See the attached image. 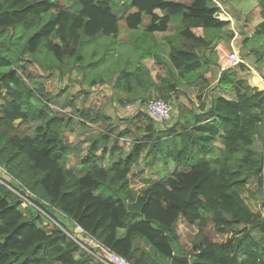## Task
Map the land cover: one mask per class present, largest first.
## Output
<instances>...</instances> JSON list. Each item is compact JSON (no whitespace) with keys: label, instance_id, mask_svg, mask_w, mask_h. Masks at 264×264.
<instances>
[{"label":"trees","instance_id":"1","mask_svg":"<svg viewBox=\"0 0 264 264\" xmlns=\"http://www.w3.org/2000/svg\"><path fill=\"white\" fill-rule=\"evenodd\" d=\"M117 1L123 0H76L69 9L59 0H0V167L10 176L0 177V264H105L95 248L82 249L64 220L132 264H264V90L241 77L244 63L221 72L209 88L200 53L169 40L170 65L153 79L143 61L160 67L161 55L139 45L110 83L115 100L141 88L169 102L182 81L199 88L196 103L176 105L170 123L142 109L147 99L121 127L103 108L76 107L84 89L67 99L45 92L43 79L65 76L67 61L84 70L107 61L110 46L93 50L89 61L84 54L116 36ZM254 1L262 20L250 36L259 39L264 0ZM130 7L125 26L132 33L149 19L139 42L153 40L176 18L174 38L203 49L212 48L204 40L209 31H226L219 41L234 36L213 0H131ZM253 53L262 60V48ZM256 70L264 79V70ZM141 162L172 170L144 177ZM133 178L143 186L134 189ZM180 217L197 229L189 249L179 242ZM208 224L220 242L205 234ZM143 239L148 249L139 248Z\"/></svg>","mask_w":264,"mask_h":264},{"label":"rangeland","instance_id":"2","mask_svg":"<svg viewBox=\"0 0 264 264\" xmlns=\"http://www.w3.org/2000/svg\"><path fill=\"white\" fill-rule=\"evenodd\" d=\"M124 1V0H123ZM183 2H189L191 0H180ZM230 1V3H228ZM227 3L222 4L223 11L220 9L219 16L220 20L223 21H231L233 24L229 25L227 27L228 30L232 29V32L234 36L229 40L228 42L222 43L223 48L225 49L224 51L229 50L231 46L235 47L239 54L241 55L243 62L244 58L246 57L245 52L246 49H244V44H243V39L247 35H251L253 32L254 25L258 19L260 18L259 14V9L257 8V5L255 1L252 0H246L244 2L235 0L232 2V0H229ZM60 4L68 7L69 9L73 8L74 3L76 0H59ZM215 4L218 6L220 2L218 0H214ZM243 4V8L241 3ZM70 11V10H69ZM126 13V12H125ZM124 13V14H125ZM145 21H147V18L145 17ZM177 21L173 22L170 25V28L168 29L169 32L174 31L176 27L178 26ZM230 23V22H229ZM127 29L124 27V24H122V21H120V26H119V35L122 38H126V33ZM225 31V30H224ZM226 32V31H225ZM224 32V33H225ZM224 33L218 32L216 33L212 39L214 38H220L224 37ZM206 34V33H205ZM214 33H207L205 36H212ZM256 38L255 40H257ZM217 39H215L216 42ZM219 41V40H218ZM136 45V49H135ZM141 45L143 48H148L147 45L144 44H139V41L136 39L135 41H129L126 46H121L119 41H117L116 38L109 37V38H102L99 40L98 44L90 46L87 48L85 54H84V60L89 61L90 60V53L93 52V50L96 51H101L105 46H110L109 51L107 52L106 59L107 61L100 67L99 69H85L82 68V64L79 66H74L71 68V63L69 61L66 62V65L63 67L66 68L69 66L70 71L65 74V76H61L60 74L52 73L49 74L46 78L43 79V88L46 93L55 95L59 92H61V97L63 99H67L71 95H75L79 93V91L82 89L88 91L86 94H81L80 97L76 100V107H95L96 109L103 108L104 111L112 117L113 122L116 124H120L121 127H124L123 125H126L127 122H120L121 119H124V117L129 116L130 113L134 111H131V109L127 108V111H131L130 113L125 111V107L123 105H116L112 100H111V93L108 91V87L110 86V82L114 79V71L119 70L121 61L117 60L116 58H113L115 54L118 55L117 58H121L122 60H129L130 55L137 54L139 51V48ZM121 46V47H120ZM257 46L261 47L264 53V38L258 39ZM256 46V47H257ZM248 63L254 62V59L252 58L251 60L246 59ZM166 63V60L164 59L163 61ZM261 63L264 64V57L261 60ZM148 65H152L151 62H147ZM38 67V66H37ZM36 66H33L31 69L36 72V73H41L40 70ZM151 70L153 71V75L155 76L157 73L163 74L164 68H158L157 72H155V68L152 66ZM203 68H201L199 71H202ZM242 73V72H241ZM244 76V71L241 74ZM102 78L104 81L103 84L100 85H92L90 84V80L96 77ZM196 74L192 75V77H195ZM106 83V84H105ZM183 83L180 85L182 95L178 96L179 93L174 95L172 98V101H169V105L172 108L171 111V118L175 115L177 106L178 104H181L182 106H187L190 107L195 103L196 100V94H194V91L189 90L184 87ZM186 85V84H185ZM151 98H158L157 96H153ZM149 98V99H151ZM148 100V99H147ZM146 100V101H147ZM128 103V102H126ZM125 103V104H126ZM53 111L58 112L59 110L56 109L54 106L51 107ZM69 107L66 108V111H69ZM169 119L166 121V123H170L173 121V119ZM164 123V122H163ZM16 124H18V121H16ZM19 130V129H18ZM127 144V141L125 142ZM4 162V161H3ZM143 171H144V177H152L154 178L156 175L155 171H159L161 175H165L171 172V166L167 167L166 171L162 168V166H155L153 169H150L149 165L145 162L140 163ZM1 165V164H0ZM0 177H5V180H10V176H7V172L4 171V169L0 168ZM13 183V180H11ZM143 186V183L139 182V179L133 178L132 179V187L134 189H139L140 187ZM21 189V188H20ZM26 195L32 196L28 190H25ZM249 200V201H248ZM249 205V207L252 208H259L260 204L258 200L250 201V199H247L246 201ZM23 205H26V203H23ZM65 222V227L70 231L69 235L73 239H77L81 242H83L87 248L84 246L82 247L85 252L91 253V251L88 250V247H93L92 244L85 239L83 233L79 231L78 227L73 228L71 224H69L68 221L64 220ZM55 226H58L56 223L54 224ZM176 231L179 236V242L181 246L184 249H189L191 247V243L193 241L194 235L197 232V229L195 226L187 224L182 217L178 219L176 222ZM205 234L212 240L216 242H220L222 240L221 236L217 234L213 226L211 224H208ZM142 241V240H138ZM134 245L137 247L136 243L134 242ZM149 244L143 239V243L139 248L143 249H148ZM101 255V252H100ZM99 255V256H100Z\"/></svg>","mask_w":264,"mask_h":264},{"label":"crops","instance_id":"3","mask_svg":"<svg viewBox=\"0 0 264 264\" xmlns=\"http://www.w3.org/2000/svg\"><path fill=\"white\" fill-rule=\"evenodd\" d=\"M172 1L186 3L188 5L193 0H191L189 2H183V1H180V0H172ZM218 1L219 2L221 1L220 2V5H221V8H222V4H223L222 2L224 0H218ZM228 1L229 0H227L226 3ZM234 1L235 0H232V2H234ZM239 1L244 2L246 0H239ZM252 1H254V0H252ZM75 3H74V5H75ZM228 3H230V1ZM255 3H256V1H255ZM130 5H131V0L117 1L115 3V5H113V8H114V10L116 12V15H117V18H118V32L116 33V36L113 37V38H116L117 41H119V43L121 44V46H126L129 41H135L138 38V36L140 35L141 31L144 29V27L147 24L148 20H149L147 16H144L143 19H142V22H141V24L138 27V30L136 32L132 33L130 30H128L126 28V26H125V19H126V16L128 15V13L130 11V8H131ZM241 5H242V8H243V4L242 3H241ZM256 5H257V3H256ZM145 17L147 18V21H145ZM175 20L177 21L176 23H178V26H179V19H177V18L176 19H172L169 22L168 28H167V30L165 32H155L154 33V39L153 40H148V38H147V39H143V41L141 42V44L147 45L148 47L152 48V50L155 53L160 54L161 55V58H162V62L165 59L166 60V63L163 62V65H161L159 67V66H155L151 60H144L143 61L144 65L150 70L151 75H153V71L151 70V67L152 66L156 69L155 72H157V69L158 68H164L166 66L169 67L170 62H169V58H168V48H169L168 41L169 40H173L174 43L176 45H178L179 47H181V48L191 49V50H193V51H195L197 53H200V60L202 62H206V64H208V68L203 73V77L208 80V82L206 84L209 85V88H212V87L216 86V80H217V77H218L217 66H218V63H219L221 57L225 53V51H224L225 49L223 48V44H222V43H225V41H218L221 37L220 38H214V39H212V37L216 33H214L210 37L208 35L207 36H204L203 35V31L200 28L193 29V31L198 36H204L205 37L204 40L208 44H210V48L212 47L211 49H203L205 47H203L200 44L186 43V41H184L183 39H180V38H176L175 39L174 38L175 29L172 32H169L168 31V29L170 28V25L173 22H175ZM261 20L262 19H261V16H260V18L258 19V21L254 25H252V26L255 27L259 22H261ZM120 21H122V24H124V27L128 30L127 33H126L127 34L126 35V38H122L119 35ZM229 22H230L229 25L230 24L231 25L233 24L231 21H229ZM207 33H211V32L209 31ZM221 33H223V30L221 31ZM245 37H247L248 40H246V42H244V49H246V52H245L246 57L244 59L245 60L246 59L251 60L253 58L254 59V62L248 63L247 61L244 60V62H243L244 63V70H242V73L244 71V76L241 75L242 73H240V75H241V77H243L244 79H246L251 86H255L258 89L264 90V79L259 75V73L256 70V67H261L264 70V64L261 63V60L257 61L256 58H255V55H254L255 53H253L254 50H257V49H259L261 47L257 46L258 39L255 40L256 38L251 37L250 35H247ZM261 38H264V36H262ZM261 38H259V39H261ZM215 39H217L216 42H215ZM139 44H140V42H139ZM129 57H130L129 60H131V59H133L134 56L133 55H130ZM263 57H264V53L262 55V58ZM113 58H116L117 60L121 61L120 68H122L123 64L128 60L127 59L125 61V60H122L120 57L117 58V54H115L113 56ZM147 62H151L152 65H148ZM118 71L119 70H115L114 71V76L115 77L112 80V82H110L111 85L114 83ZM152 78L155 79V76L153 75ZM254 79L259 80V83L258 84L254 83V81H253ZM183 83L184 82L182 81L180 85H182ZM185 84H184V87L187 88V89H189V90L194 91V94H196V93L198 94L199 93V88L190 86L187 83H185ZM111 85L108 87L109 88L108 91H110V93H111V100L116 105L117 104L118 105H123L124 104L123 106L126 109L125 111H127L126 106H133V107H135L134 108V111L132 113H130L131 111H127V112L130 113L129 116L133 115L135 113L136 109H138V108L140 109L141 108L140 106L143 105V103L141 101H143V99L145 100V99H148L149 97L151 98L154 95L155 96L157 95L153 89L144 90V89H141V88H136V89H134L133 91H131L129 93L119 92L118 93V96L121 97L122 102H117L115 100V94H114L113 90L111 89ZM180 85L178 87V90H179L178 96L182 95V91H181ZM202 90H203V93H205L204 89H202ZM214 93H215V90H213L212 92H210L209 95H214ZM129 99H131V100L128 103H126L127 100H129ZM75 103H76V101H75ZM195 103H196V100H195ZM185 107H187V106H185ZM142 109L145 110L144 106H142ZM250 201H251V199H250ZM252 201H254V199ZM259 209H260V207L259 208H252V210H254V211H257ZM142 243L143 242L141 241L139 244L141 245Z\"/></svg>","mask_w":264,"mask_h":264},{"label":"built area","instance_id":"4","mask_svg":"<svg viewBox=\"0 0 264 264\" xmlns=\"http://www.w3.org/2000/svg\"><path fill=\"white\" fill-rule=\"evenodd\" d=\"M218 7L219 9L222 10V12H224L220 4H218ZM218 18L220 19L222 17L218 15ZM242 63H243V59L241 55L239 54L238 50L235 47L231 46L229 50L225 51L224 55L221 57L218 63V66H217V73L219 75L224 70L238 66L239 64H242ZM143 106L145 108V111H147L154 119L158 121H168L171 118L172 108L168 102H166L165 100L161 98L148 99L144 103ZM126 108L131 109V111L133 110L132 106H126ZM78 228H79V231L83 233L85 239L88 240L93 246V247H90V246L89 247L95 248L97 250L96 254H94L96 259L102 261L105 264H132L129 261H127L125 258L110 251L108 248H106L105 246H103L102 244L94 240L92 237L85 234L80 227ZM100 252H101V255H100Z\"/></svg>","mask_w":264,"mask_h":264}]
</instances>
